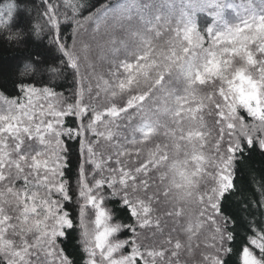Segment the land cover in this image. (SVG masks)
<instances>
[{"label": "snow or ice", "instance_id": "obj_1", "mask_svg": "<svg viewBox=\"0 0 264 264\" xmlns=\"http://www.w3.org/2000/svg\"><path fill=\"white\" fill-rule=\"evenodd\" d=\"M0 264H264V0H0Z\"/></svg>", "mask_w": 264, "mask_h": 264}, {"label": "trees", "instance_id": "obj_2", "mask_svg": "<svg viewBox=\"0 0 264 264\" xmlns=\"http://www.w3.org/2000/svg\"><path fill=\"white\" fill-rule=\"evenodd\" d=\"M255 161H256L255 166H256L257 168H259V166H260V165H259V158L256 157V158H255Z\"/></svg>", "mask_w": 264, "mask_h": 264}]
</instances>
